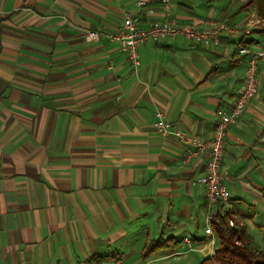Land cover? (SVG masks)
<instances>
[{
	"label": "crops",
	"instance_id": "0c3cea01",
	"mask_svg": "<svg viewBox=\"0 0 264 264\" xmlns=\"http://www.w3.org/2000/svg\"><path fill=\"white\" fill-rule=\"evenodd\" d=\"M137 1L0 0V264H152L163 250H143L160 238L201 263L218 247L205 232L218 210L264 252V62L260 94L226 139L229 203L209 209L207 159L184 163L186 147L155 126L161 111L170 130L212 139L244 86L239 47H264L257 12L171 0L181 24L238 31L213 48L144 44L136 69L119 43L86 32L116 33L128 14L142 29L163 18L161 0Z\"/></svg>",
	"mask_w": 264,
	"mask_h": 264
},
{
	"label": "built area",
	"instance_id": "2783aa9c",
	"mask_svg": "<svg viewBox=\"0 0 264 264\" xmlns=\"http://www.w3.org/2000/svg\"><path fill=\"white\" fill-rule=\"evenodd\" d=\"M145 4V0H138L136 3L138 7H144ZM161 4L164 9L163 18L145 29L140 27L137 18L128 14L125 16L123 25L118 32L105 34L90 30L86 32L87 40L94 41L107 37L110 41L119 43L121 51L127 55L130 63L137 69L140 65L139 48L144 44L150 42L167 44L183 38L194 45L213 48L221 44L224 35L238 31L229 21L210 20L202 28L181 24L174 15L171 0H161ZM238 51L240 55L246 56L248 59L244 86L231 110L221 115L212 139L203 141L181 130L172 131L165 121L163 112L158 111L156 114L155 126L160 134L163 136L174 135L186 147L187 150L183 155L184 163L198 157L207 159L206 175L200 178L198 183L206 189L210 210L219 203L227 204L231 200V193L225 185V182L231 179V175L223 169L225 144L229 128L242 117L248 105L256 100L260 94L258 69L260 62H264V47L253 49L241 45ZM206 222L205 232L207 236L212 238L210 243L213 245L214 231L211 224L214 222V217L212 213L209 214ZM230 225L235 226L233 221H230ZM184 242L191 246L190 241L185 240ZM118 263L124 264L123 259H119Z\"/></svg>",
	"mask_w": 264,
	"mask_h": 264
},
{
	"label": "trees",
	"instance_id": "16d2710c",
	"mask_svg": "<svg viewBox=\"0 0 264 264\" xmlns=\"http://www.w3.org/2000/svg\"><path fill=\"white\" fill-rule=\"evenodd\" d=\"M243 9H254L259 19L264 20V0H247ZM257 34L264 36V27L260 28ZM252 42L255 43V41ZM244 43V46L252 45L250 42ZM231 220L228 214H223L220 210L216 212L213 230L218 238V247L213 255L208 256L200 264H264V252L254 245L245 227H232ZM182 245L183 242L177 239L160 238L150 241L145 246L142 255L144 259H148L157 251L165 249L175 254ZM109 259L110 257L94 256L84 264H105Z\"/></svg>",
	"mask_w": 264,
	"mask_h": 264
},
{
	"label": "rangeland",
	"instance_id": "374dc122",
	"mask_svg": "<svg viewBox=\"0 0 264 264\" xmlns=\"http://www.w3.org/2000/svg\"><path fill=\"white\" fill-rule=\"evenodd\" d=\"M225 3V2H224ZM228 3V2H226ZM234 5L236 7L239 6L240 9L243 8L242 2L241 1H236L234 3ZM259 28L264 27V20L259 21L258 24ZM218 245V243H217ZM199 246L196 245L195 248H198ZM188 254V256L186 255ZM194 253L191 252L189 250V248L187 247V245H184V248H180L179 251L177 253H172V251L170 250H163L161 252H159L156 256L155 259L156 261H154L152 264H200V262L196 259H192Z\"/></svg>",
	"mask_w": 264,
	"mask_h": 264
}]
</instances>
